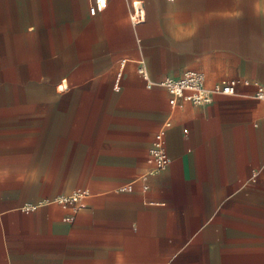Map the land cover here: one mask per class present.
<instances>
[{
  "label": "crops",
  "instance_id": "0c3cea01",
  "mask_svg": "<svg viewBox=\"0 0 264 264\" xmlns=\"http://www.w3.org/2000/svg\"><path fill=\"white\" fill-rule=\"evenodd\" d=\"M131 1L0 0V264H264V0ZM140 60L239 82L171 108Z\"/></svg>",
  "mask_w": 264,
  "mask_h": 264
},
{
  "label": "built area",
  "instance_id": "2783aa9c",
  "mask_svg": "<svg viewBox=\"0 0 264 264\" xmlns=\"http://www.w3.org/2000/svg\"><path fill=\"white\" fill-rule=\"evenodd\" d=\"M173 1V0H169ZM107 0H91L88 11L90 14H95L106 6ZM145 11L140 0L131 1V9L129 12L130 20L134 23L140 22L144 19ZM123 61V60H122ZM137 67L138 72L145 79V85L151 87L158 85L165 88L169 94L168 102L171 108L177 106L181 100H188L194 104H207L213 100L217 93L231 94L234 93L239 82L238 78L231 77L221 82H215L211 86L206 85L204 74L202 71L189 68L185 69L178 76L165 75L160 79H150L144 61L140 60ZM248 82V80H244ZM116 87L117 84H116ZM254 96L264 99V85L256 84ZM170 117H166L159 125L154 133L152 143L149 147L148 161L152 167L148 173L157 172L166 167L169 162V157L165 145V131L170 125ZM147 173L142 175V180L145 181ZM132 182H124L117 186V190L125 191L131 190ZM148 187L146 182H143L142 189ZM89 194V190L85 187H78L70 193L58 194L55 196V201L62 207H70L73 211H77L81 206L83 199ZM28 208H34V205H28ZM69 215L65 219H71Z\"/></svg>",
  "mask_w": 264,
  "mask_h": 264
}]
</instances>
